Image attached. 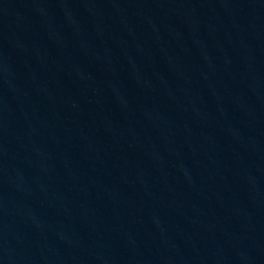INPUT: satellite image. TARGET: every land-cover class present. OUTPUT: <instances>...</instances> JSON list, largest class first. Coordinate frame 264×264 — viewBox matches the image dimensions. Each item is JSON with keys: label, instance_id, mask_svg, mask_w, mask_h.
<instances>
[{"label": "water", "instance_id": "water-1", "mask_svg": "<svg viewBox=\"0 0 264 264\" xmlns=\"http://www.w3.org/2000/svg\"><path fill=\"white\" fill-rule=\"evenodd\" d=\"M0 264H264V0H0Z\"/></svg>", "mask_w": 264, "mask_h": 264}]
</instances>
